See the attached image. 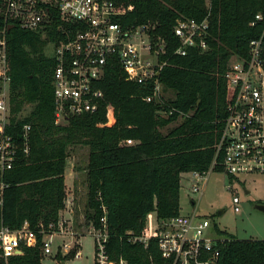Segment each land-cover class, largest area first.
<instances>
[{"label":"trees","instance_id":"obj_1","mask_svg":"<svg viewBox=\"0 0 264 264\" xmlns=\"http://www.w3.org/2000/svg\"><path fill=\"white\" fill-rule=\"evenodd\" d=\"M128 4L132 9L120 17L122 24L150 23L165 42L162 104L143 100L150 91L126 80L120 65L111 60L97 82L103 91L99 108L57 123L54 60L45 51L49 39L16 24L6 33L11 113L22 111L26 103L31 108L12 118L19 144L22 125H30L29 151L18 153L13 167L2 174L8 185L0 227L17 229L26 221L36 233V243L23 245L8 264H41L42 230L55 229L65 207L64 173L73 145L88 147L85 223L98 228L105 215L109 255L123 257L127 264H160L154 239L144 246L128 237L147 229L152 211L158 219L179 214L181 174L210 167L221 119L235 95L224 72L229 59L245 56L250 39L260 35L262 23L251 21L257 12L264 15V0H210L209 7L206 0H123L125 7ZM178 15L199 20L207 16L206 51L191 48L185 55L173 54L178 40L172 28ZM56 33L48 31L50 38ZM128 138L134 142L126 144ZM215 231L224 237L219 264H264V239ZM75 252V247L64 256L58 251L56 257L72 258Z\"/></svg>","mask_w":264,"mask_h":264},{"label":"built area","instance_id":"obj_2","mask_svg":"<svg viewBox=\"0 0 264 264\" xmlns=\"http://www.w3.org/2000/svg\"><path fill=\"white\" fill-rule=\"evenodd\" d=\"M206 1L209 7L210 0ZM127 9H132V5L125 7L123 0H0V207L8 185L2 174L13 167L18 153H28L30 133V125L23 124L18 143L12 118L15 116V120L24 113L23 110L11 113V78L6 55L8 27L16 24L24 30L42 32L49 39L46 53L52 54L54 60L51 71L54 117L57 123L63 124L69 116L92 113L99 108L103 91L97 82L111 60L120 65L126 80L150 91L142 96L143 100L163 103L160 78L167 65L165 42L155 36L154 25L150 23L122 24L120 17ZM257 22L263 28L259 36L248 42L246 55H233L228 61L224 78L235 95L221 119L209 169L188 173L193 193L203 189L205 175L215 167L233 179L242 174H264V15L260 12L254 15L251 24ZM208 29L207 16L199 20L178 15L172 28L178 40L173 54L185 55L191 48L206 51ZM50 30H57L54 38H50ZM124 142L134 141L128 138ZM230 182L226 188L232 192L233 208L238 212L239 198ZM190 203L191 212L157 218L152 232L146 229L130 235L129 240L146 246L154 239L160 264H219L224 237L216 233L209 218L197 212L193 199ZM100 221V227L90 225L89 228L94 240V264H127L123 257H110L105 215ZM42 234L43 254L51 253L54 235L73 236L71 226L61 218L55 229L46 233L42 230ZM35 243L36 233L26 221L17 229L1 226L0 262L8 264V258L20 254L23 245ZM59 246L67 248L68 244L58 245L57 251ZM75 256H79L78 250Z\"/></svg>","mask_w":264,"mask_h":264},{"label":"rangeland","instance_id":"obj_3","mask_svg":"<svg viewBox=\"0 0 264 264\" xmlns=\"http://www.w3.org/2000/svg\"><path fill=\"white\" fill-rule=\"evenodd\" d=\"M46 47L45 51H47ZM171 94V93H169ZM31 108L30 103L23 107V113ZM172 123L171 125H173ZM88 161V147L73 145L68 150L65 172L69 181L66 188L67 212L60 218L66 225H70L72 235L56 234L51 241V253L43 254L41 264H94V240L90 225L84 220V209L87 197L86 165ZM230 182L227 174L222 170H209L203 179V189L199 193L191 191V176L181 174L180 186V211L191 212L193 207L190 199L197 204V212L213 224V228L220 229L240 239H264V212L257 209L256 205H264V174L252 173L238 175L232 179V190H236L239 198V211H234L232 192L226 186ZM68 198V199H67ZM219 211H222L221 214ZM69 216V217H68ZM156 224L155 212H150L146 217L147 231L152 232ZM214 228V230H215ZM82 234V235H80ZM222 236V235H221ZM63 242L67 248L59 246L60 254L65 255L70 249L77 248L79 256L72 258L56 257L57 247Z\"/></svg>","mask_w":264,"mask_h":264},{"label":"crops","instance_id":"obj_4","mask_svg":"<svg viewBox=\"0 0 264 264\" xmlns=\"http://www.w3.org/2000/svg\"><path fill=\"white\" fill-rule=\"evenodd\" d=\"M187 174L189 173V172H186ZM64 176H65V193L67 192V190H66V188H67V186H68V183H69V181H68V179H67V173L65 172L64 173ZM68 199V198H67ZM66 201H68V200H65V204H66ZM64 212H67L68 214H70V211H68L67 210V205H65V207L62 209V210H60V212H59V216H63V213ZM181 212V211H180ZM149 214V213H148ZM147 214V215H148ZM155 215H156V213H155ZM69 217V216H68ZM156 219H157V217H156ZM54 237V236H53ZM77 250L78 251H80L78 248H77Z\"/></svg>","mask_w":264,"mask_h":264},{"label":"water","instance_id":"obj_5","mask_svg":"<svg viewBox=\"0 0 264 264\" xmlns=\"http://www.w3.org/2000/svg\"><path fill=\"white\" fill-rule=\"evenodd\" d=\"M9 28H10V27H8V30H9ZM256 208L264 212V205H261V204L256 205ZM221 212H222V211H219L220 214H221Z\"/></svg>","mask_w":264,"mask_h":264}]
</instances>
